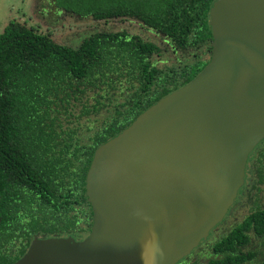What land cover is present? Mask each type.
I'll list each match as a JSON object with an SVG mask.
<instances>
[{
  "label": "trees",
  "instance_id": "16d2710c",
  "mask_svg": "<svg viewBox=\"0 0 264 264\" xmlns=\"http://www.w3.org/2000/svg\"><path fill=\"white\" fill-rule=\"evenodd\" d=\"M50 1L80 17L137 20L196 60L160 69L150 61L160 48L126 31L94 32L72 48L26 19L8 21L0 33V264L21 257L35 236L85 237L92 216L85 175L95 149L208 62L199 52L212 38L208 14L215 0ZM103 110L112 115L89 128L86 140L77 136L78 126H67ZM248 184L249 212L193 250L208 256L205 264H242L254 257L241 248L251 234L264 235L258 196L264 187V140L249 156L243 189ZM190 257L178 263L195 264Z\"/></svg>",
  "mask_w": 264,
  "mask_h": 264
},
{
  "label": "water",
  "instance_id": "95a60500",
  "mask_svg": "<svg viewBox=\"0 0 264 264\" xmlns=\"http://www.w3.org/2000/svg\"><path fill=\"white\" fill-rule=\"evenodd\" d=\"M210 55L94 151L82 239L35 236L11 264H177L234 206L264 140V0H215Z\"/></svg>",
  "mask_w": 264,
  "mask_h": 264
},
{
  "label": "rangeland",
  "instance_id": "374dc122",
  "mask_svg": "<svg viewBox=\"0 0 264 264\" xmlns=\"http://www.w3.org/2000/svg\"><path fill=\"white\" fill-rule=\"evenodd\" d=\"M11 19L20 21L26 19L29 24L36 26L39 30L50 32L51 38L55 43L72 48H76L85 37L94 32L126 31L131 35L139 36L144 41L154 42L160 48V53L154 54L150 58L152 65L160 69L181 67L196 60L191 51H175L174 47L163 36L157 34L154 30L145 28L137 20L129 18L120 20L118 18L105 21L94 20L91 16L80 17L75 13H66L64 10L58 9L50 0H0V33H2L3 28ZM202 49L204 50L199 52L202 54L201 57L205 60L209 59L210 43L205 44ZM90 97L91 95L87 93L86 98ZM112 98L116 101L119 97L115 95ZM89 101L91 102L92 100ZM73 112L77 113V109ZM111 115L112 112L103 110L95 115L84 116L80 121L70 123L67 126L68 128H76L78 126L76 129L77 136L82 138V140H86L91 133L89 128H93V130L99 128L102 122ZM248 187L249 184L244 189L242 187L239 190L237 197V199L240 197L239 203L236 202L234 204L228 212L229 215L217 225L218 229L214 233L212 231L207 240L215 239L221 233H226L227 230L233 227L234 223L240 221L249 212ZM258 196L264 204V187ZM241 251L243 253H254V257L251 260L242 264H261L264 260V235L251 234L248 243L241 248ZM190 256L189 261L195 262V264H205L208 258V256L198 253H192Z\"/></svg>",
  "mask_w": 264,
  "mask_h": 264
},
{
  "label": "flooded vegetation",
  "instance_id": "af4514ba",
  "mask_svg": "<svg viewBox=\"0 0 264 264\" xmlns=\"http://www.w3.org/2000/svg\"><path fill=\"white\" fill-rule=\"evenodd\" d=\"M238 195H239V194H238ZM215 228H216V226L211 230V232H212ZM211 232H210V233H211ZM209 235H210V234H209ZM77 240H78V239H77ZM200 243H201V242H200ZM199 245H200V244H199ZM199 245H198V246H199ZM196 248H197V247H196ZM194 250H195V249H194ZM192 252H193V251H192ZM192 252H191L189 255L185 256L184 258L190 256V255L192 254ZM182 259H183V258H182ZM182 259H181V260H182ZM189 260H190V259H189ZM180 262H181V261H180ZM180 262H179V263H180ZM189 262H190V261H189ZM179 263H178V264H179Z\"/></svg>",
  "mask_w": 264,
  "mask_h": 264
}]
</instances>
